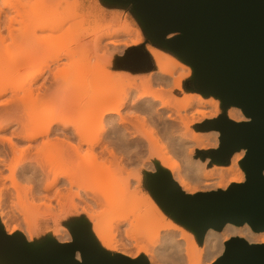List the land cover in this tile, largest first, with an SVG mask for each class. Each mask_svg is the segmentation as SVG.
Listing matches in <instances>:
<instances>
[{
	"label": "bare ground",
	"instance_id": "6f19581e",
	"mask_svg": "<svg viewBox=\"0 0 264 264\" xmlns=\"http://www.w3.org/2000/svg\"><path fill=\"white\" fill-rule=\"evenodd\" d=\"M58 1L59 0H55V2L57 3ZM72 1L74 2V0ZM24 2L25 1L23 0H0V46L3 47L7 44V37H10L12 39L11 42L14 48L20 49L21 46L25 44V42L28 45L22 46V49H20L21 51L16 53V55L13 54V56L8 57L5 61H1V59H4V57L0 56V71L2 69L5 70H3V72L5 73H0V76L2 75L4 78L10 80L8 83L0 80V95L6 92V90L10 89L11 87V90L14 89L12 91H18L22 96L25 94L29 98V96L31 95V100L34 98V95L32 94L34 93V88H36L35 83L37 81V78L45 71V68L49 65V63L45 64L47 61L35 58L37 54V49L32 48L34 45L30 42L28 44L30 38H28L27 36L17 37L15 36L12 30V26L17 21L18 17L21 15L22 8L26 5ZM49 2V4H51V2L55 3L54 0H50ZM63 2L65 4L68 1ZM36 3H38V1L33 2L30 5V8ZM61 4L63 6V3ZM61 4L59 5L61 6ZM71 4L73 3H66L65 6L68 5V7L66 6V8H71ZM57 6L58 4L56 3L53 5V10H55V12H58V10L56 11V9H58ZM69 11L68 12L70 15L72 13V9H69ZM65 12H67V10ZM73 12L75 13V11ZM29 13L30 14H28V16L29 18L31 17L29 20L34 26L33 30H35L37 28H35V23L32 18L31 10ZM74 13V16L71 14L72 16L68 15V18L75 17L76 13ZM80 13L81 15L83 14L82 12H78L76 16L80 17ZM83 16L82 17L85 18V15ZM56 17L57 16H54V24L52 23L50 25H43L38 28H41V30H59L62 26L61 24L63 23V20L65 21V19L64 17H61L63 20L58 17L56 19ZM77 24H74L71 28L73 29V27H78L79 24H82V21L81 23L77 22ZM108 27H102L97 30L95 29L96 31L93 35L97 36L96 41L98 43L101 38L103 39L108 36H115L119 34H129L131 31V27H128V25H125L123 28L120 29H114V27H111L112 31H108L110 30L108 29ZM5 29L8 30L7 36L4 34ZM72 32H67L65 38L63 39H60V37H58L55 38L56 40L54 39L53 42L51 41L52 43H48L49 45L47 49H52V51L54 52L51 61L59 62L66 56L71 57L70 50L72 46L69 47L70 49L67 47L70 44H73L71 43V41H69L72 39L73 34H75ZM141 40L142 39L139 38L138 40L133 42V44L135 45ZM94 43L96 44L95 41ZM9 44L11 45V43ZM9 44L6 45L7 47H5L7 50L3 49V53H6L5 50L8 51V49L10 50L12 48V46L11 48L8 47ZM97 45L102 46V44ZM18 46H20V48ZM2 47L0 49H2ZM149 48L152 54L159 61H161V53L157 49H155L153 45H151ZM96 51L98 52L101 50ZM8 52H10L9 54H11V51ZM180 59L183 60L181 57ZM85 64L81 63V65H79L76 64L74 61H71L69 70L76 71L81 74H102L106 71V68L101 63L95 64L94 66L90 67ZM88 65L92 64L89 63ZM178 66H181L178 60L170 59L164 62L161 61L157 72L160 74L156 73L150 77L142 78L139 80V82L134 81L131 86L130 92L124 93L116 88L110 92L103 91L97 96H93L90 100L85 103L87 110L84 112L83 122L81 126L76 129V131H73V133H67L64 131L67 130V128H70V126H74V123H72V121L64 120L63 117L66 114L65 112L68 113V111L73 109V106L75 105L71 106V108H69L67 111H65V109H62L61 107V115L54 116V118L50 120L49 126L40 129L34 134H26L23 136L24 140L35 141L41 135L48 136L53 131H60L63 136L58 137L55 141L44 140L40 148L35 147V145L33 146V144L32 146L30 144L29 148L27 147L30 152H32L35 148L38 149V153L44 152L45 148L47 149L52 147V150L50 151L52 154L50 153L51 155L48 154L46 155V157H44L46 161H39L40 158L38 156V153L36 152V156L39 159L38 161L36 160V164L40 168V174L46 179V183L44 184V182L42 181L45 179H40L39 177H35L34 175L29 180L31 182V180L33 179L32 181H34V184L38 187L44 184L43 190L46 192H53V195H59L58 197L55 196L57 199L60 198V195H63L66 199L68 198L71 203V207L73 208L78 207V204L76 202V199L78 198L79 201L84 203H82V208L91 221L93 217L91 211L95 212V208L100 206L105 207V210L109 213L108 217L111 219L110 222L116 223V226H112L111 229H105L100 231L99 225L91 222V230L95 236H97L105 245L110 248H115L113 240L114 236L116 237L115 231L118 229L120 230L122 226H126V224L127 226H130V228L126 226V228H124V232L126 231L129 236H132L135 234L139 222L141 223V217H143L145 214H153L160 216L164 215L161 205L156 199L151 196L150 193L137 191L138 194L135 198L121 197L129 187L130 178L129 176L125 178L123 183V181L119 180L117 174H123V171H126L124 169L127 166L122 169V166L124 167V164H122L121 162H118V164L114 162L115 164L113 163V165L117 167L113 169H115L116 172L120 169L123 170L122 172H117V174H115L116 172H111L113 170L110 168L112 160H110V164L106 162L107 165L109 164V169L106 167V164H103L105 162L104 159H102V161H104L102 164H100L101 162L99 163V161H101V156L107 157L108 154H110L111 156H113V161H115V157L116 159L118 157L124 158L123 156L120 157L119 153H121V155H126L125 158L132 157L131 154L135 155L138 158L141 157L139 155H142L146 147L150 152L156 146L157 141H161L162 139H164L166 141V146L164 147L165 149H168L171 152L184 156L186 158L187 167L185 168L184 172H180L178 174V178L181 187L187 193L196 194L198 192L207 190L228 189L232 184L243 183L246 180V172L241 164L246 154V149H242L234 153L231 159V164L229 166H224L223 164L216 163L212 168H208V162L202 161L200 159L195 160L193 158V155L198 149L206 150L208 148V141H215L213 146L215 148L219 147L221 133L216 130L200 131L197 128V125L201 122H205L207 120L221 116L222 100L219 96L216 95V99H213L212 101L207 100L203 95H187L182 100H178L176 92L179 90L184 91L183 82L185 78L184 75L177 76L174 68H177ZM3 82L5 84H3ZM113 82H115L114 79L103 78L98 85L102 86V88L105 89V86L107 84H112ZM159 83H163L161 84V86L167 88V93L170 94V96L176 98H173V100H166L165 98L156 94L152 89L155 85H158ZM8 84L10 85V87H8ZM21 91H24L25 93L23 92V94H21ZM22 96L20 98H22ZM23 97L25 98H22L20 101H18L20 103L23 101L24 104L25 101H28V99H26V96ZM80 98L77 99V103L78 100L81 102L82 98ZM174 100L177 101H175L174 103ZM76 102L74 104H77ZM80 102L78 104H80ZM78 104L76 106H78ZM128 105H131L130 114H128V111H125ZM16 109H18L16 110V112H18L20 109V112H23L22 108ZM227 115L229 118L236 122L250 120V117L247 116L245 112L238 106H231V108L227 110ZM110 124H112L111 135L107 134L106 130V126ZM56 125L62 126L63 128L58 129L55 127ZM146 126L150 128L151 133H148ZM18 133L21 134L20 131ZM23 137L21 138L23 139ZM7 138L9 139L11 137ZM2 139L4 140L3 137L0 138V140ZM8 139H6V141ZM8 141L10 142V145L8 146L12 149V151H19V148H17L18 144L13 143L15 141H13L12 139H9ZM1 144L5 146L6 143L4 144L2 141ZM3 145L2 147H4ZM31 149L33 150L31 151ZM6 151L7 149L3 152ZM14 151L12 152L13 154L18 153H14ZM20 152H22V150H20ZM117 152H119L118 157ZM49 156H52V159H49ZM4 157L5 156H2V158H0V174L2 176H4L2 174L4 173L2 169L5 168L1 167H14L11 162L10 165H8L9 162L7 163ZM107 159L108 158H106V160ZM82 160H84V166L86 165L85 168L82 166V179L84 181V186H82V188L84 189L82 192L74 193L73 189L78 184L79 176L74 173L70 166L77 163H81L82 165ZM164 160H166V157H164ZM120 161L123 160L120 159ZM12 167H10L11 170L13 169ZM118 167L120 168L118 169ZM15 168L16 167H14V169ZM11 178V180L13 181L12 184L14 189L18 190V181L16 179L15 170L13 171ZM24 178L26 179L27 177H25L24 175ZM197 182H202L204 186L196 185L198 184ZM60 186H63L62 189ZM64 191L66 193H64ZM141 196H145L144 200H146V202L143 201L144 203H140L138 201ZM58 200L62 201L60 199ZM38 207L40 206L38 205ZM33 209L32 210L35 211V213L38 212L37 207H34ZM4 211L1 210L0 204V218L2 224L5 226V230L8 234H15L16 232L21 230V227H19L18 225H14L13 228H11L7 223V220L4 219V216H6L7 213ZM23 211H25V209H23ZM26 211L25 213L23 212L24 215H26ZM26 217L27 215L25 216V218ZM157 222H166V225H163L164 230L166 231L165 235L161 239L159 236H157L156 239L152 241L153 245L158 248L157 256L161 261H163V264H214L215 261L225 251L226 242L232 237L244 238L250 243L264 244V231L257 232L248 223L244 225L228 223L221 231L211 228L205 235L203 243H201L194 230L188 232L184 227H181V225H179L174 218L172 220H168L167 218L163 217ZM155 225L156 230H158V225L156 223ZM25 227L27 228V225ZM152 227L153 225L150 228ZM27 232H25V234H27ZM29 232L30 238H34L32 230H30ZM151 233L154 234L155 232ZM151 233L149 234L150 237L152 235ZM140 249L146 251L149 250L147 246H141ZM123 254L127 257H134V254L132 253L124 252ZM80 257V253H78V258Z\"/></svg>",
	"mask_w": 264,
	"mask_h": 264
},
{
	"label": "rangeland",
	"instance_id": "374dc122",
	"mask_svg": "<svg viewBox=\"0 0 264 264\" xmlns=\"http://www.w3.org/2000/svg\"><path fill=\"white\" fill-rule=\"evenodd\" d=\"M23 1H25L24 3L26 5L22 8L21 15L18 17L17 21L12 26V30L15 36L17 37L27 36L28 38H30V41H28V44L30 42L31 44L35 46L34 47L32 45L33 46L32 48L37 49L36 50L37 54L35 58L43 59V61H47L45 64L49 63V65L45 68V71L37 78V81L35 83L36 88H34V93L32 94L34 95L33 99L30 100V98H32L30 97L31 95L28 98L27 95L24 94L23 96H26V99H28V101H25L26 100L25 99L24 104H23V101L20 103L19 101L25 97L20 95V92L18 91H16L17 93L15 91H12L14 89L11 90V87L9 85L10 83L8 84V87H10V89L6 90V92L0 95V118H1L0 119V128H1L0 138L2 137L4 138V140L3 139L0 140L1 141L0 149H1V152L7 149L6 152H3V153L0 152V153L2 154V156H5L4 159L6 160L7 163L9 162L8 165H10V162H11V164L14 165V167H16L14 169V167L10 166L15 170L16 179L18 181V190H16L14 189L13 184H12L13 181L11 180L12 179L11 176L14 170L13 169L11 170V168L8 166L1 167V168H5V169H2V171L4 172L2 174L4 176L0 174V195H1L0 202H2L0 203L1 210L3 211L5 210L4 212H7L6 216H4V219L7 220V223L9 224V226L11 228H13L14 225H18L19 227H21V230H19L18 232H22L26 236L27 239L30 238L29 231L32 230L34 234V238L28 239L30 243L41 244V243L46 242L48 238L57 239L59 242H71L73 240L71 224L78 220H81V219L87 220L91 225V229H92V223L98 224L100 231L105 230V229H111L112 226H116V223L110 222L111 219L108 217L109 213L105 210V207L100 206V207L95 208V212L91 211V214H93L92 221H91L82 208L84 203L79 201L78 198L76 199L78 207L73 208L71 207V203L68 198L67 200L63 195H60V198L58 199L62 201H59L55 197L57 195H53V192H46L43 190V186L46 183V179L40 174L41 173L40 168L36 164V160L37 161L39 160L38 157L36 156L38 153V149L36 148L34 150L31 149V151L32 150L33 151L30 152V150H28L27 147L29 148L30 144L31 146L33 144V146L35 145V147L40 148L44 140H54L55 141L58 137L63 136L60 133V131H53L48 136L41 135L35 141L24 140L23 136L26 134H34L38 132L40 129L49 126V122L52 118H54V116L61 115V107L62 109H65V111H67L69 108H71V106L75 105L73 106L74 107L73 109L68 111V113L65 112L66 114L63 117L64 120L72 121V123H74L73 124L74 126H70V128H67V130H64V131L67 133H73V131H76V129L81 126L83 122L84 112L87 110L85 103L88 100H90L93 96H97L99 93L103 91L110 92L116 88L124 93L130 92L131 86L134 83V81L139 82L140 80L139 78H147V77H150L156 74L158 72L160 62L168 61L170 59L178 60L180 62L181 66L174 68L177 76H181V75L185 76L184 82H183L184 91L179 90L176 92L178 100H182L187 95H190V96L203 95L209 101L216 99V97L215 95H206L205 93L197 89V87L195 86L193 82L194 81V67L191 64L185 62L184 60H181L178 55H176L175 53H173L172 51L166 48L156 45L151 40L146 30L144 29L141 21L135 14L132 4H127V3H122V2H111L108 0H74V2L72 0L70 1L63 0V1H68L66 3H69V2L73 3L71 4V8L67 9L66 6L68 7V5L65 6L66 3L64 4L62 0H59L58 3L55 2L54 0V2L58 4L57 6L58 9H56V11L58 10V12H55V10H53V5L55 3L51 2V4H49L50 0L49 1L48 0H37L38 3L33 5L31 8H30V5L33 2H37L36 0L34 1L33 0H23ZM60 1L61 3H63V6L60 3ZM59 4H61V6ZM65 9L67 10V12H65L66 11ZM69 9H72V13H71L72 15L74 13L73 11H75L76 14L78 12H82L83 14L81 15L80 13L81 16L78 17L74 13L75 17L68 18L69 12L71 11V10L69 11ZM30 10H31L33 21L35 23V28H37L35 29L36 32L35 30H33L34 26L33 24H31V21L29 20L31 18V17L29 18L28 16V14H30L29 13ZM83 15H85V18H83L84 17ZM54 16H57L58 18L64 17L65 19L64 21L61 18L63 20V23L61 24L62 26L59 30H55V31L48 30V29L41 30V28L40 29L38 28L43 25L52 24L54 22ZM81 21H82L81 25L79 24L78 27L76 26V27H73V29L71 28L74 24H77V22L81 23ZM125 25H128V27L129 26L131 27L130 28L131 31L129 30L130 31L129 34H119L115 36L114 35L108 36L103 39L101 38L102 41L100 39L101 42L99 41V43L96 41L97 36L93 35L97 29L102 28V27L105 28L109 26L108 29L110 30L108 29L107 30L112 31L111 27H114V29H120V28H123ZM69 31L71 32L73 31L72 33H75L73 34L72 39L69 40L73 44L72 45L70 44L67 47L69 48L70 46H72L70 51H71V57L73 59L70 56H66L59 62L51 61L54 52L52 51V49H47L48 45L52 43L55 38H58V37H60V39L65 38L66 33L67 32L69 33ZM4 34L7 36L8 34L7 29L4 30ZM173 36H175V34L170 35V37H173ZM139 38H141L142 40L134 45L133 42H135ZM11 41L12 39L10 37H7V44L4 43L6 45L11 43V45L9 44L8 46L9 48H11L12 46L10 50L8 49V51H11V54H9L10 52L6 51L7 50L5 48L7 47L6 45L3 46L4 48L0 46V48L2 47V49H0L1 50L0 56L4 57V59L2 58L1 61H5L8 57L13 56V54L16 55V53L21 51L20 49H22V46L27 45L25 42V44L23 43L24 45H22L21 48L20 46H18L20 49L14 48ZM94 41L96 42V44L94 43ZM97 44L99 45L102 44L103 47L98 46ZM151 45H153V47L161 53V57H162L161 61H159L152 54L149 48ZM135 47H143L144 50L149 53L152 59V66L146 69L139 68L137 70L114 67V68H111L110 70L103 63V60L107 57H110L111 55L113 56V59L117 57L118 60H121L124 58L125 54L129 50ZM3 49H6L5 50L6 53L2 52L4 51ZM96 50H101V51L97 52ZM71 61H74L76 64H79V65H81V63L85 64L87 62L86 64L89 67L94 66L95 64L101 63L106 68V71L102 74H94V73L81 74L76 71H70L69 66H70ZM89 63H91L92 65H88ZM3 70L4 69L0 71L1 74L5 73L3 72ZM120 74H123V75L126 74L127 76L124 79L121 76H119ZM157 74H160V73H157ZM103 78H111V79H114L115 82H113L112 84H107L105 86L106 88L103 89L102 86L98 85L102 81ZM0 80L5 81L6 83L10 81L7 78H4L2 75L0 76ZM3 84L5 83L3 82ZM161 84L163 83H159L158 85H155L152 90L156 94L165 98L166 100H173V98H176V97L170 96V94L167 93V88L164 86H161ZM23 92L21 91V94H23ZM21 96L22 98H20ZM80 97L82 98V100L81 102L78 100V103L80 102V104H78L76 101ZM175 101L177 100H174V103ZM75 102L78 104V106H76L77 104H74ZM16 105L19 107H17ZM16 108H19V109L22 108L23 112H20L21 109L18 112H16V110H18ZM130 108H131V105H128L127 109L125 110L126 112L128 111V114H130ZM228 109H225L223 107V103H221L222 114H225V113L227 114ZM199 124L197 125V128L200 131H203L201 130ZM110 125L106 126L107 134L109 135H111V131H112V124ZM55 127L58 129L63 128L62 126H59V125H56ZM146 129L148 130V133H151V130L148 126H146ZM19 131L21 134L18 133ZM18 134L20 135V137ZM7 137H11L9 139H12L13 141H15L13 142L14 144H18L17 148H19L18 149L19 151L13 150L14 153L18 152L17 154H13L12 149L9 148L8 145H10V142L8 141L9 139ZM21 137H23V139ZM6 139H8L7 140L8 142L6 141ZM2 141L4 144L6 143L5 146L1 144ZM214 143L215 141H208L207 142L208 148L206 150L198 149L193 155V158L195 160L200 159L202 161L208 162V168H212L214 164H216L217 162L212 161V159L209 156L206 159H204L202 153L209 152L212 149H216L213 146ZM2 145L4 147H2ZM165 146H166V141L162 139L161 141H157L156 146L153 148L152 151L149 152L148 148L146 147L144 151L145 153L143 152L142 155H139L142 158L141 157L137 158L133 154H131L132 157L129 156L130 158L128 157L125 158L126 155L124 154L121 155V153L117 152V157L119 153V156L120 157L123 156L125 159L118 157L119 158V159L117 158L119 160L118 161L115 157L114 158L115 161H113V156L108 154V156L106 155L107 157L101 156V161H99V163L101 162L100 164H102L105 161L103 164H106V167L109 168L108 166L112 162L110 164V168L113 170L111 171L113 173L116 172L115 169L113 168L117 167L113 165L114 162L117 164L118 162H121L122 164H124V167L122 166V169H124L127 166L124 169L127 172L123 171L122 169H120L121 171L117 170L116 168L117 172L123 171L124 173L123 174L120 173L121 175L119 173L117 174V172L115 173L118 175L119 180L123 181V183H124L125 178H127L128 176L130 178L129 187L126 190V192L123 193L121 197L135 198L137 197V194H138L137 191H143L145 193H150L151 196L154 199H156L149 187L150 175L157 173L159 171V167H163L164 169L168 170L173 176V178L176 181H178V183L180 184L178 174L180 172H184L185 168L187 167L186 158L184 156L175 154L171 152L170 150L165 149L164 148ZM20 150H22V152H20ZM51 150H52V147L47 148V149L45 148L44 152H40L41 157H40V153H38V156L40 158L39 161H42V160L46 161L44 157L50 154ZM1 154H0V158H2ZM164 157H166V160H164ZM106 158H108L109 161L108 159L106 160ZM49 159H52V156H49ZM102 159H104V161H102ZM120 159H122L123 161H120ZM231 159L228 164H223V165L229 166L231 164ZM110 160L112 161L110 162ZM82 162H83L82 165L81 163H77V164H73L70 166V168L74 171V173L77 176H79L78 184L73 189L74 193L82 192L84 189L82 188V186H84V181L82 179V169H83L82 166L85 168L86 165L84 166V160H82ZM106 162H108L109 164L107 165ZM217 164H220V163H217ZM111 165L114 167H112ZM119 168L120 167H118V169ZM24 175L25 177H27L26 179L24 178ZM33 175L35 177H39L40 179L41 178L45 179V180H42L44 184L41 183L42 184L40 185L41 188L40 186L38 187L37 185L34 184V181H32L33 179L30 182L29 179L33 177ZM197 183L198 184L196 185L204 186L202 182L201 183L197 182ZM214 190H217V189H214ZM208 191H212V190L201 191V192H208ZM64 193L66 192L64 191ZM144 199H145V196H141L138 199V201L140 203H144L146 202V200ZM38 205L41 207V209L40 207H38ZM34 207L38 208V212L40 211L39 212L40 214L37 212V210H36L37 213L33 211L35 210L33 209ZM23 209H25V211L28 209L27 210L28 212L26 211V215H27L26 218H25L26 215H24L25 211H23ZM163 215L164 216L145 214L140 219L142 224L139 222V224L137 225L138 228H136V232L132 236H129V234L126 231L124 232V228H126L127 224L126 226L125 225L122 226L120 230L119 229L116 230L115 231L116 237L114 236V239H113L115 248L108 247L97 236H95L94 234L93 235L95 239L97 240L98 244L103 249H105L106 251H108L109 253L113 255L114 254L124 255L123 254L124 252H128V253L134 254L133 258L146 257L148 261L150 262V264L152 263L163 264V261H161L159 257L157 256L158 248H156V246L153 245L152 243V241L156 239L157 236H159L161 239L166 233V231L164 230V226H163V225H166V222L158 223L157 221L161 220L163 217L167 218L168 220L173 219V217L167 214L164 209H163ZM0 221H1V218H0ZM155 223L158 225V228H159L158 230H156L155 228L156 226ZM177 223L181 225V227H184L188 232H191L192 229H189L188 227H186L185 225L179 222ZM26 225H27V228L25 227ZM152 225L153 227L150 228ZM22 227H25V228H22ZM127 227L130 228V226H127ZM26 229L29 233L26 231ZM24 231L27 232V234H25ZM151 232L153 233L155 232V233L152 234ZM150 233L152 234L151 237L149 236ZM141 246H147L149 250L146 251V250L140 249ZM202 264H205V263H202Z\"/></svg>",
	"mask_w": 264,
	"mask_h": 264
},
{
	"label": "water",
	"instance_id": "95a60500",
	"mask_svg": "<svg viewBox=\"0 0 264 264\" xmlns=\"http://www.w3.org/2000/svg\"><path fill=\"white\" fill-rule=\"evenodd\" d=\"M108 1L132 4L151 40L194 67L198 90L219 96L225 109L238 106L250 117L236 122L225 113L199 124L203 131L221 133L219 147L203 152L204 159L228 164L234 153L246 149L241 162L245 182L190 194L159 167L149 177L158 203L194 230L201 243L211 228L221 231L228 223L264 231V0ZM118 62L131 70L152 66L143 47L129 50ZM71 231V242L48 238L34 244L22 232L8 234L0 221V264H150L146 257L103 249L85 219L72 223ZM214 264H264V244L232 237Z\"/></svg>",
	"mask_w": 264,
	"mask_h": 264
},
{
	"label": "crops",
	"instance_id": "0c3cea01",
	"mask_svg": "<svg viewBox=\"0 0 264 264\" xmlns=\"http://www.w3.org/2000/svg\"><path fill=\"white\" fill-rule=\"evenodd\" d=\"M103 63L107 66V68H109L111 70V68H114V67H120L119 66V62H118V58L115 57L113 59V56L111 55L110 57H107L103 60ZM119 76H121L122 78H126V74H120ZM139 79H142V78H139Z\"/></svg>",
	"mask_w": 264,
	"mask_h": 264
}]
</instances>
